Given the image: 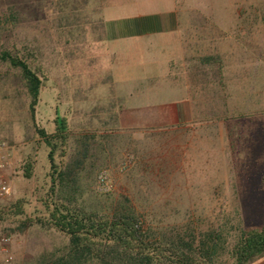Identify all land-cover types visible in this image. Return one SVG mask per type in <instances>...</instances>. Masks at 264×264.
<instances>
[{
  "label": "rangeland",
  "instance_id": "rangeland-1",
  "mask_svg": "<svg viewBox=\"0 0 264 264\" xmlns=\"http://www.w3.org/2000/svg\"><path fill=\"white\" fill-rule=\"evenodd\" d=\"M120 1L125 0H113ZM148 1L158 9L171 6V0ZM98 2L0 0V45L36 47L42 54L45 78L37 124L50 133L60 117L75 134L91 130L101 140L110 133L104 163L87 187L100 198L129 196L154 222L191 221L204 227L223 217L235 220L239 213L245 227L264 223V192L257 187L264 159V112L259 114L264 111V64L257 63L255 48L241 45L242 1L174 0L184 26L182 61L170 34L137 42L106 40L105 13L95 9ZM8 8L17 11L15 26L5 18ZM203 54L221 56L224 86L200 85L190 96L211 101L218 95L227 114L245 102L247 112L257 114L241 123L197 126L194 132L162 128L166 121L160 111L182 98L184 79ZM144 113L154 115L142 119ZM119 114L126 116L124 122L111 121ZM26 123L22 104L8 107L0 93V143L9 154L0 166V181L9 193L0 203L24 199V212L34 215L49 165L46 146ZM28 158L33 167L27 178L23 166ZM20 219L0 221V237H7L0 241V264H34L39 253L66 242L59 232L36 224L20 232Z\"/></svg>",
  "mask_w": 264,
  "mask_h": 264
},
{
  "label": "trees",
  "instance_id": "trees-1",
  "mask_svg": "<svg viewBox=\"0 0 264 264\" xmlns=\"http://www.w3.org/2000/svg\"><path fill=\"white\" fill-rule=\"evenodd\" d=\"M5 18L15 26L17 11L8 8ZM41 57L36 47L0 45L1 97L8 107L22 104L25 108L26 124L46 146L49 165L40 210L26 214L24 199L0 203V221L19 216L20 232L36 224L66 238L64 244L39 253L34 264H250L264 256V223L245 227L239 213L235 220L223 217L204 227L191 221L162 224L149 219L125 194L100 198L90 191L87 185L104 163L110 133L105 131L101 140L91 130L75 134L60 117L53 120L50 133L37 124L36 108L45 78ZM221 64L218 54L200 55L192 76L213 90L223 87ZM215 97L217 109L212 108L209 115L221 116L225 123H241L257 114L229 117L224 99ZM115 117L111 121L117 122ZM228 131L233 133L231 126ZM262 166L257 187L264 192V159ZM32 167L33 160L28 158L23 166L25 177L31 176Z\"/></svg>",
  "mask_w": 264,
  "mask_h": 264
},
{
  "label": "crops",
  "instance_id": "crops-1",
  "mask_svg": "<svg viewBox=\"0 0 264 264\" xmlns=\"http://www.w3.org/2000/svg\"><path fill=\"white\" fill-rule=\"evenodd\" d=\"M240 15V41L242 47L246 49L255 48L257 52L256 61L258 64H264V0H241ZM113 0H102L97 3L95 9L98 12L105 13L102 21V32L106 40L109 41H124L137 42L138 40L153 38L161 34L173 35L176 41V46L181 54V61L184 54L182 29L184 26L180 22L179 12L175 7L174 0H171V6L163 9H158L151 1L148 0H125L113 2ZM116 4V5H113ZM118 8L115 10V8ZM119 10V11H118ZM100 14V13H99ZM181 48V50H180ZM172 66V61L169 62ZM182 72L184 73V63L181 64ZM193 69L189 70L188 80L184 79V94L182 98L169 104L168 108L164 107L161 113V118L166 123H163L162 128L167 129H182L190 128L193 132L197 126L209 127L212 123L218 121L225 123L220 116H210L209 111L213 108L217 109V97L202 101L192 97L195 95L194 87L203 86L211 88V85L205 86L201 82H197ZM176 79V77H175ZM191 96H190V92ZM206 102V103H205ZM221 104V103H220ZM245 102L233 105L231 107L232 114L247 112ZM223 107H227L224 105ZM228 108V107H227ZM229 111V108H228ZM227 111V112H228ZM159 113V114H160ZM207 114V115H206ZM154 114L144 113L142 119L150 118ZM128 117V115H127ZM218 117V118H217ZM123 116L119 114L117 121L124 122ZM125 124V123H121ZM194 125L193 128L191 126ZM137 128L136 126H129ZM250 264H264V256L258 258Z\"/></svg>",
  "mask_w": 264,
  "mask_h": 264
},
{
  "label": "built area",
  "instance_id": "built-area-1",
  "mask_svg": "<svg viewBox=\"0 0 264 264\" xmlns=\"http://www.w3.org/2000/svg\"><path fill=\"white\" fill-rule=\"evenodd\" d=\"M7 146L4 142L0 143V166L7 162L8 157ZM126 165V164H125ZM124 167V165L122 166ZM9 193V188L4 181H0V199L4 198ZM7 240L6 236L0 237L1 242H5Z\"/></svg>",
  "mask_w": 264,
  "mask_h": 264
}]
</instances>
